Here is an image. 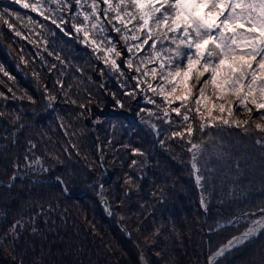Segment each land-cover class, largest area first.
Returning a JSON list of instances; mask_svg holds the SVG:
<instances>
[{"label":"trees","instance_id":"trees-1","mask_svg":"<svg viewBox=\"0 0 264 264\" xmlns=\"http://www.w3.org/2000/svg\"><path fill=\"white\" fill-rule=\"evenodd\" d=\"M4 7L17 8L0 0ZM10 22L11 30L0 19V264H208L209 255L264 217V146L249 149L251 135L227 131L197 184L186 144L110 109L113 94L123 96L98 73L102 65L94 57L85 61L82 52L89 53L73 36L58 31L50 39L67 47L52 48L59 61L46 69L15 34V17ZM156 128L164 144L155 139ZM145 159L142 169L130 164ZM231 166L243 174L237 189L252 196L231 194L237 199L228 201L221 180ZM133 175L143 178L126 185ZM239 215L250 217L239 223ZM22 220L26 230L9 243L15 253H5L4 237ZM62 220L68 225L56 230ZM161 224L166 234L154 235ZM215 264H264V231Z\"/></svg>","mask_w":264,"mask_h":264},{"label":"snow or ice","instance_id":"snow-or-ice-1","mask_svg":"<svg viewBox=\"0 0 264 264\" xmlns=\"http://www.w3.org/2000/svg\"><path fill=\"white\" fill-rule=\"evenodd\" d=\"M50 2L56 5L55 9L41 5L40 0L31 4L28 0H9L11 5L31 9L43 20L50 21L63 35L74 36L94 52H102L103 56L98 58L120 75L133 70L130 79L136 83L132 90L123 94L135 97L142 93L146 103L156 109L151 115L170 127L174 126L169 135L188 146L192 170L197 173V184L202 180L197 167L202 149L195 137L199 136L202 140L204 135L210 138L219 136L225 126L242 128L247 135L251 131L246 126L248 122L234 118V105L248 113L254 107L259 113L257 119L264 120V0ZM65 14H68L67 19ZM12 17L19 20L21 14L15 9L10 11L9 7L0 11V19L10 30L14 28L13 22H10ZM28 19L43 27L31 16ZM65 25L68 27L65 28ZM15 34L22 35L18 30ZM120 40L124 41L122 48L117 47ZM141 52L144 55H139ZM121 56L124 57L123 65L117 62V57ZM150 63L154 66L148 68ZM99 71L103 75V68ZM197 85L198 90L194 92ZM53 99L50 98L49 106ZM113 99L118 107H124L123 101L115 94ZM89 102H92L91 98ZM173 114L178 120L173 118ZM252 123L256 130L264 133V124ZM257 142L264 143L262 140ZM133 154L140 157L146 155L138 149H133ZM146 163V159L130 162L141 169ZM142 178L129 176L124 183L131 186L133 180ZM56 183L62 191H66L63 180L57 179ZM125 195L129 192L126 191ZM160 202H164L162 196ZM166 227L165 224L157 226L153 234H166ZM258 231H264V221H256L242 234L233 237L229 248L243 246L256 238ZM224 251L220 249L217 255H223Z\"/></svg>","mask_w":264,"mask_h":264},{"label":"rangeland","instance_id":"rangeland-1","mask_svg":"<svg viewBox=\"0 0 264 264\" xmlns=\"http://www.w3.org/2000/svg\"><path fill=\"white\" fill-rule=\"evenodd\" d=\"M7 1L9 3V0H4ZM28 2L34 3L35 0H28ZM115 2V0H114ZM74 3V0H73ZM40 4L44 5L45 7H50L55 9L56 5L51 4L50 0H40ZM16 6V11H18L21 14V19L16 20V24L18 27V30L22 33L21 36H17L21 39L26 40L32 47L33 50V56H37L36 58V65H42L43 67H45L46 69H51L53 68L52 66L55 64V62L57 63V61H59L55 56H52L53 54V49H62V51L64 50L65 43H61L57 41H54V43L51 42V38H56L57 39V35L60 32L55 25H52L50 23V21H45L43 20V18L41 16H39L37 13H32L31 9H22L20 8L18 5H14ZM101 7H104L103 5H101ZM201 14H203V9H201ZM31 16L33 21H39L43 24V27L40 26V23H36L33 24L32 22L29 21L28 17ZM68 18V14H65V19ZM65 28L68 27V25L64 26ZM129 28L132 27L131 24L128 25ZM59 31V32H58ZM114 35V34H112ZM74 37V36H73ZM91 38V37H90ZM75 42L80 43L81 47L88 52L89 54L83 53L82 52V57L85 58V61H89L90 57L92 56L95 59H93L95 62L100 63L101 68H103V75H101L100 71L98 73H100L101 76L105 77L106 81H108V86H114V92H119L123 98L121 99L122 101H125L124 104H128L129 106L133 105V107H128L126 108V106L124 105V107H118L116 105V107H111L110 109L117 111L119 113H123L124 111H126L130 116L136 118V119H142V121L147 124L146 127L150 128V127H162L165 129V136L163 133H157L156 130H158L157 128L155 129V139L159 140L160 144H164L165 140L163 138V136L169 141L168 138H170V141H172L175 138H171L169 133L172 130V128L174 126H171L167 123H164L161 119H157L155 116L151 115L152 112L156 111V109L154 108L153 105H149L146 103L143 94L140 93L139 95L135 96V97H129V96H125L123 93L125 91L128 90H132L133 86L135 85V80L130 79V77L134 74L133 70H127L125 72V74L122 76L120 75L117 71L112 70L109 66H105L104 62L102 59H99V56H103V53H96L94 52L90 47H88L87 45L81 43L80 40L76 39L74 37ZM46 41V43L44 42ZM129 43H133L132 41H129ZM54 44V45H53ZM53 46V47H52ZM117 47H124V41L120 40L119 43L117 44ZM160 45L157 44V48H159ZM145 48H147V46H145ZM52 54V55H51ZM139 55H144V52H141ZM97 59V60H96ZM99 61V62H98ZM117 62L121 65H123L124 62V57H117ZM154 64H148L147 67L151 68L153 67ZM100 68V69H101ZM95 73V72H94ZM97 73V72H96ZM113 83H115V85H113ZM153 83H156L155 81H153ZM198 90V85L195 86L194 88V92ZM137 91L139 92V90L137 89ZM149 95H151V93H149ZM153 99H159L157 97H153ZM216 102V101H213ZM252 107V106H250ZM124 110V111H123ZM257 111L254 107H252V111L251 113ZM124 112V113H126ZM251 113L248 112H244L240 109V107L234 105L233 107V116L236 120H239L241 122H245L247 121V127L251 129V131L245 135L242 128L237 129L234 126L232 128H226L225 126V130L222 131L220 133L219 136H215L213 138H210L208 135H204L202 140L199 136L195 137L194 139H198L201 140L200 142H198V145H200L201 149H202V153L201 155L198 157L197 159V167L199 169H206L207 167H209L210 165V157L212 155V153L217 149V147H224L223 141L226 138L225 136H227L229 133H226L227 131H233V134L236 135V137H239L240 139H242V137H240L239 135H243V137H246L248 135H251L253 139L249 138V142L247 143V147L249 149H252L253 147H258L260 146L262 148L261 143H258L257 141H255L257 138L256 135V129L254 127V124L252 123L253 121H255V123H261L263 124L262 120L259 119H251ZM173 118L177 119L174 114H173ZM150 119H157V122L151 125ZM157 125V126H156ZM211 131L215 132L217 131L216 129H212ZM260 133V132H259ZM264 135V133H261ZM225 135V136H224ZM187 137H185L186 139ZM221 139V141H220ZM179 139L177 138V141ZM162 142V143H161ZM221 144V145H220ZM213 145H215V147H213ZM186 148H188V146L186 145ZM191 154V153H190ZM39 162L37 163H31L30 162V166H36L38 165ZM191 165H192V159H191ZM208 169V168H207ZM225 176L222 178L221 180V186H228V190L226 191V194H229L228 196H226V198L228 199V201L231 199V201H235L237 198H232V195H237L240 196V194L242 196L245 197H250L252 195H249V193H245V192H240L237 187L235 186V182L238 181L239 178L243 177V174L238 173V170H232V166L231 167H227L225 170ZM197 174V173H196ZM200 175V174H199ZM239 175V176H238ZM239 177V178H238ZM242 216V215H239ZM239 216H236L239 217ZM250 217V216H249ZM249 217H247L245 219V217L242 216V218H240V220H243L242 222L239 223H243L247 220H249ZM238 223V222H237ZM18 225V227H16ZM27 223L25 220H22L18 223H16L14 225V227H12V229L10 230V232L4 237L2 244L4 246V251L5 253H15V249L14 248H10L9 247V243H12V239H15V237L19 238L21 235V232L26 230L27 227ZM68 225V221L67 220H62L60 222V224L57 226L56 230L61 229L65 226ZM44 228L41 229V234L44 233ZM35 231V230H34ZM33 234V233H32ZM6 240V241H5ZM10 240V241H7ZM5 241V242H4Z\"/></svg>","mask_w":264,"mask_h":264},{"label":"water","instance_id":"water-1","mask_svg":"<svg viewBox=\"0 0 264 264\" xmlns=\"http://www.w3.org/2000/svg\"><path fill=\"white\" fill-rule=\"evenodd\" d=\"M102 204H103V207H104L105 213L109 216V215L111 214V211H110V209H109V206H108V204H107V201H106V200L102 201ZM263 213H264V210H263ZM240 218H242V216L237 217L235 220H238V219H240ZM261 220L264 221V217H263ZM261 220H257V221H261ZM226 225H227V226H230V225H232V222H231V223H228V224H226ZM223 226H224V225H223ZM231 240H232V239H231ZM231 240H230V241H231ZM230 241H228L224 246L220 247V248L218 249V251H216L214 254L209 255V257H208V264L215 263V262L218 261L219 259L225 257V256L227 255L228 252H230L231 250H233V249L235 248V247H233V248H229V242H230ZM220 249H224V250H225L223 255H217V252H219ZM142 264H146L144 259H142Z\"/></svg>","mask_w":264,"mask_h":264},{"label":"bare ground","instance_id":"bare-ground-1","mask_svg":"<svg viewBox=\"0 0 264 264\" xmlns=\"http://www.w3.org/2000/svg\"><path fill=\"white\" fill-rule=\"evenodd\" d=\"M262 221V220H261ZM212 264H215V263H212Z\"/></svg>","mask_w":264,"mask_h":264}]
</instances>
